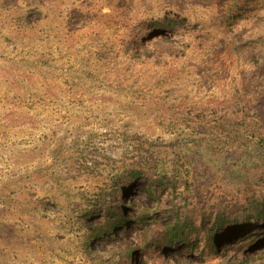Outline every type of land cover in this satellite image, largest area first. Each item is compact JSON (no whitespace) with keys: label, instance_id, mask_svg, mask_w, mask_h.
<instances>
[{"label":"rangeland","instance_id":"obj_1","mask_svg":"<svg viewBox=\"0 0 264 264\" xmlns=\"http://www.w3.org/2000/svg\"><path fill=\"white\" fill-rule=\"evenodd\" d=\"M233 3L0 0V264L128 262L113 243L95 239L91 256L82 242L119 187L114 201L154 211L149 175L165 179L164 227L175 202L231 216L240 182L264 194V150L233 141L235 123L264 136V64L249 59L264 58V0ZM167 17L177 34L156 26ZM128 227L132 242L145 231ZM254 231L264 224L236 238ZM191 239L132 264H264V237L224 259L204 252L199 229Z\"/></svg>","mask_w":264,"mask_h":264},{"label":"trees","instance_id":"obj_2","mask_svg":"<svg viewBox=\"0 0 264 264\" xmlns=\"http://www.w3.org/2000/svg\"><path fill=\"white\" fill-rule=\"evenodd\" d=\"M244 1L245 0H242V2L234 0L232 9L239 5L241 7L242 5L250 6L252 4V0ZM170 20L171 18L167 17L156 24V26L162 30L161 32L163 35H168L170 33L177 34L179 32L177 27L174 26L178 25L181 20H175V24L167 29L165 26L166 23H171ZM164 43L165 47L175 52L182 51V48L177 46V43L172 41H165ZM249 59L253 62L260 61V63L264 64V58L260 59L254 54ZM242 124L243 125L235 123L233 125V128H235L234 132H236V136H238L235 137L233 141H244L247 147H249L248 144H250L253 150L258 149V151H263L264 136L256 133L254 130L256 125L254 123ZM241 135L243 138L239 137ZM246 142H248V144ZM142 172V168H134L132 171H129V180H133L136 176L142 174ZM239 173L240 172L236 173V175ZM148 177L149 183L147 184V192L156 204L154 211L149 212V210L144 208H137L133 204L126 203L124 200L114 201L115 195L118 196V194H121L122 191L125 190L124 187L117 188L115 193L110 196L104 208L101 210L97 209V211L100 212L98 214L102 219L101 223L91 229H86L88 231L82 242V249L88 255H95L91 244L95 239L101 238L106 243H113L115 252L120 253L122 257L128 259V262L125 261L123 264H132L131 256L135 251L142 253L144 258L150 256L155 260L157 252L155 251V253H152V250H154L158 244L162 243L160 245L161 249L169 250L180 241L192 244L191 235L195 233L197 229L200 230L202 239L205 243L204 252L214 257L220 256L221 259L226 258L228 252H233L236 256H241L245 252L261 244L260 240L264 237V233L262 232L254 231L241 238H236L235 234L239 230H243L251 221L264 224V194L261 191L252 188L249 189L248 186L240 182L247 196L245 201L237 203L233 207L231 216H227L226 213H218L215 217H208L205 213H201V215L197 217L188 209L185 213L181 207L183 204L178 205L175 202L170 208L175 220L164 227V221L159 222L156 219V215L162 207V200L158 198L156 187H163L165 185V179L157 178L153 175H149ZM185 193H188V190L182 195H185ZM129 208L134 210V216H129L127 214ZM185 208H187L186 205ZM94 215V213H88L87 216ZM132 222L145 229V231L140 232L139 236L134 237V242L131 241L134 235L132 230L128 227V224ZM151 225L152 232L150 231ZM144 258H142V261ZM147 261L148 260H146V262ZM147 264L149 263L147 262ZM220 264L224 263L221 262Z\"/></svg>","mask_w":264,"mask_h":264}]
</instances>
